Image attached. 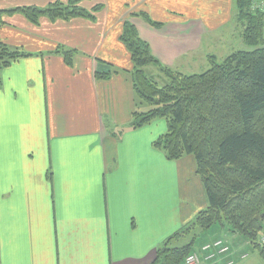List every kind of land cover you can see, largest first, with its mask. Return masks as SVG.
I'll return each instance as SVG.
<instances>
[{
	"label": "crops",
	"instance_id": "0c3cea01",
	"mask_svg": "<svg viewBox=\"0 0 264 264\" xmlns=\"http://www.w3.org/2000/svg\"><path fill=\"white\" fill-rule=\"evenodd\" d=\"M55 1L68 0H0V9ZM79 4L101 9L94 20L42 15L36 24L16 12L0 22V40L30 54L1 69L0 264H148L207 205L193 156L169 159L153 145L165 120L127 127L136 99L120 35L129 20L161 63L173 68L177 55L195 62L204 39L223 38L237 20L233 0ZM58 47L76 51L70 66ZM96 71L109 78H95Z\"/></svg>",
	"mask_w": 264,
	"mask_h": 264
},
{
	"label": "trees",
	"instance_id": "16d2710c",
	"mask_svg": "<svg viewBox=\"0 0 264 264\" xmlns=\"http://www.w3.org/2000/svg\"><path fill=\"white\" fill-rule=\"evenodd\" d=\"M80 1H55L44 9L34 5L0 9V22L4 14L16 12L36 24L42 15L51 20L79 16L94 20V13L101 6L87 10ZM235 2L237 21L244 27L242 37L252 49L232 51L221 62L210 54L209 69L198 74H183L161 63L134 24L129 20L122 24L120 40L130 53L136 99L127 127L165 120L166 131L153 145L169 159L193 156L207 201L191 220L156 247L148 264H185L187 255L217 239L229 247L233 264L247 258L249 248L264 257V10L252 9L254 0ZM133 15L154 27L161 26L145 12ZM75 52L63 47L55 51L68 66ZM29 55L0 40V85L1 69ZM151 65L164 75L162 84L146 75L145 67ZM94 76L109 78L108 73L100 71ZM216 225L220 228H214ZM217 230L236 235L240 243L233 245L217 236L196 244L200 235ZM241 248L242 252H233ZM242 254L246 256L241 257Z\"/></svg>",
	"mask_w": 264,
	"mask_h": 264
},
{
	"label": "rangeland",
	"instance_id": "374dc122",
	"mask_svg": "<svg viewBox=\"0 0 264 264\" xmlns=\"http://www.w3.org/2000/svg\"><path fill=\"white\" fill-rule=\"evenodd\" d=\"M233 10L232 13L236 15V2L233 0ZM254 3L257 4L258 8L260 11L264 10V0H254ZM139 18H141L139 16ZM143 22L144 19L141 18ZM243 30L244 27L243 25H240V22L237 21L236 19H232L230 24L226 25V30H222L225 33V36L223 38H216V39H211L208 36V39L205 38L201 46L196 50H193V53L195 52L196 56V61H188L187 59L185 60L184 57H179L177 55L174 59L173 62L174 64L177 63V65H174L173 68L174 70L177 69L181 71L182 69L184 71L183 74H198L201 72H204L209 69V64L210 61L208 60V56L210 54H214L215 59L217 61L223 60L226 56L232 53V51L235 50H243V49H252L251 46H248L245 41L243 35ZM221 32V31H220ZM201 34V33H200ZM205 36V35H204ZM263 36H264V31H263ZM176 43V41H173ZM177 45V44H174ZM165 53V57L169 59L168 52L163 50ZM188 53V52H186ZM192 53V54H193ZM199 53H202V57L200 56ZM163 62V61H162ZM165 63V62H164ZM172 68V69H173ZM145 72L147 76H153L155 80L159 83L162 84L163 77L164 75H161L159 70L151 65L149 67H145ZM219 227L216 225L214 228ZM220 228V227H219ZM208 232L203 233L198 237L197 243L203 241L204 239H208L211 237V234H207ZM221 235L226 234L224 230H222ZM248 255L247 258L241 260V262H236L235 264H264V257H262L257 250H254L253 248H249L246 250Z\"/></svg>",
	"mask_w": 264,
	"mask_h": 264
},
{
	"label": "built area",
	"instance_id": "2783aa9c",
	"mask_svg": "<svg viewBox=\"0 0 264 264\" xmlns=\"http://www.w3.org/2000/svg\"><path fill=\"white\" fill-rule=\"evenodd\" d=\"M258 8L256 3H253L252 9ZM262 245H264V236L261 239ZM230 249L222 239L207 241L200 246V249L196 252L190 253L185 258V264H206L217 263L221 261L223 257L227 260L221 264H233V260L230 258ZM242 254L241 257H245Z\"/></svg>",
	"mask_w": 264,
	"mask_h": 264
}]
</instances>
